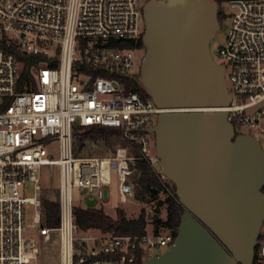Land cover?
<instances>
[{"label": "built area", "instance_id": "2783aa9c", "mask_svg": "<svg viewBox=\"0 0 264 264\" xmlns=\"http://www.w3.org/2000/svg\"><path fill=\"white\" fill-rule=\"evenodd\" d=\"M220 8L231 20L218 54L232 95L220 110L237 133L245 125L264 137V0H224ZM144 32L138 0H0V264H38L42 246L51 243H58L60 264H145L150 250L175 242L170 230H83L74 214L82 199L75 189L109 202L113 170L121 201L134 197L140 159L171 192L150 129L161 112L187 109H163L129 88L130 81L142 86ZM94 125L117 128L126 145L111 155H80V130ZM53 142L58 158L48 150ZM55 166L58 194L49 201L59 203V223L50 226L45 179L54 180ZM257 254L264 259V238Z\"/></svg>", "mask_w": 264, "mask_h": 264}, {"label": "water", "instance_id": "95a60500", "mask_svg": "<svg viewBox=\"0 0 264 264\" xmlns=\"http://www.w3.org/2000/svg\"><path fill=\"white\" fill-rule=\"evenodd\" d=\"M215 0H148L139 81L164 111L150 130L184 211L175 242L145 264H254L264 224V147L237 133L225 65L211 52Z\"/></svg>", "mask_w": 264, "mask_h": 264}, {"label": "rangeland", "instance_id": "374dc122", "mask_svg": "<svg viewBox=\"0 0 264 264\" xmlns=\"http://www.w3.org/2000/svg\"><path fill=\"white\" fill-rule=\"evenodd\" d=\"M141 5H144L145 2L148 0H138ZM224 8V4H223ZM225 9V8H224ZM231 20L230 18H227L223 21L221 24V30L217 33L216 37L211 40V52L217 62H222V58L218 54V51L220 47L225 42L226 36L228 34V30L230 27ZM237 129L239 132L244 133H252L261 140V143L264 147V137L261 136L258 131H256L254 128L245 126V125H238ZM84 128H82L81 135L78 137L76 141L77 151L80 155H90V156H106L111 155L114 153L116 148L120 145H126V143L122 140L120 135L112 136L109 140L106 139H92V138H86L82 140ZM84 143V144H83ZM49 152L53 154L54 158H58L59 156V149H58V143L53 142L49 147ZM157 168L159 170L162 169L161 163H157ZM53 178L45 179V201H49L50 198L55 199L58 194L57 189V180L59 178V167L55 166L53 168ZM119 175L116 170H113L111 173V183H110V189H111V197L109 202L103 203L99 200H88L85 199L82 193H80L77 189L74 190V198L75 199H81V202L78 204L81 206H87V207H96V208H102L104 211L111 215L114 218H118L119 212H123L124 215L128 219H137L143 212H145V217L148 222L147 224V231H169V228L165 227L164 225H157L156 221L158 219L165 220L167 218V202L166 198L169 195V191L162 192L158 199L154 200L151 203H145L143 201L138 200L135 196L128 198L127 201L122 202L121 201V194L119 190ZM173 184L171 181L169 184L167 183L168 187L170 188ZM171 190V188H170ZM172 193V192H170ZM33 223V216H30L27 219L28 226ZM30 233L32 235H38L37 230H31ZM261 233L264 238V224L262 226ZM58 243H51V244H45L42 246V252L40 255V259L38 264H60V256L58 252ZM167 248L163 247L161 249H152L150 250V254L152 255H158L162 252H164ZM259 262L261 264H264V259L259 258Z\"/></svg>", "mask_w": 264, "mask_h": 264}, {"label": "trees", "instance_id": "16d2710c", "mask_svg": "<svg viewBox=\"0 0 264 264\" xmlns=\"http://www.w3.org/2000/svg\"><path fill=\"white\" fill-rule=\"evenodd\" d=\"M215 1L221 6L224 0ZM218 18L221 24L225 20V15L221 8ZM139 43L144 46L143 38ZM28 69V67L25 68V73L28 72ZM129 88L138 90L142 94L148 96L143 87L136 82L130 81ZM84 129L82 140L86 138L109 140L112 136L119 135V130L112 126L94 125L84 127ZM132 180L135 184V197L145 203H151L158 199L162 192H167L164 182L153 170L150 163L144 159L138 160L136 171L132 175ZM170 188L172 193L167 192L169 195L166 198L167 218L165 220L158 219L156 223L157 225L162 224L169 228V230L177 236L184 208L178 201L175 185L172 184ZM74 214L76 222L83 230L99 228L104 231H113L118 234L139 235L144 234L147 231L148 222L145 217V212H143L137 219H128L123 212H119L118 218H114L107 214L102 208L76 205ZM44 219L50 226H56L59 223V203L57 200L44 202ZM262 238L263 235L261 233L259 239ZM254 264H261L259 262L258 254H256Z\"/></svg>", "mask_w": 264, "mask_h": 264}]
</instances>
